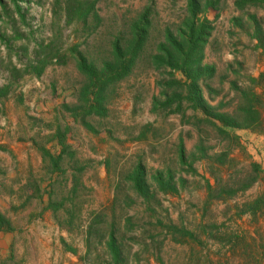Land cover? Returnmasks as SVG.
I'll return each mask as SVG.
<instances>
[{
  "label": "rangeland",
  "instance_id": "rangeland-1",
  "mask_svg": "<svg viewBox=\"0 0 264 264\" xmlns=\"http://www.w3.org/2000/svg\"><path fill=\"white\" fill-rule=\"evenodd\" d=\"M3 1L0 86L7 82L8 64L21 67L28 57L34 56L37 45H45L55 36L63 51L87 41L82 46L85 53L106 57L110 42L122 35L127 39L131 22L148 8L151 28L144 55L130 76L115 86L106 117L86 118L97 133L89 132L74 112L64 108L78 106L77 92L84 80L72 58L65 65L47 67L38 79L23 77L9 97L0 101V129L7 128L3 131L5 139L30 142L41 159L27 183L13 191L15 203L4 200L1 204L3 214L12 220L14 232L8 235L11 242L5 245L4 253L0 246V262L12 254L13 260L7 264H106L107 251L95 233L86 255V227L94 216H99L104 222L96 229L106 231L110 223L115 224V235L123 243V264H264V205L255 217L245 214L252 202L259 197L264 199V150L250 147L254 142L237 135L240 129L229 130L239 137L241 145L230 154V165L217 168L204 160L192 161V155H198L199 144L207 154L214 155L227 143L206 122L197 126L196 120L203 119V115L190 109L186 102L182 103L184 120L158 106L153 111L154 105L165 100L161 87L170 79V73L167 69L156 70L152 58L164 41L166 29L175 35L184 29L187 0H99L96 12L101 23L93 29L90 16L87 31L67 23L64 0H17L24 20L16 14L10 0ZM236 1L219 0L215 8L199 15L212 22L204 63L216 69L208 81L214 93L209 95L202 88L203 95L211 106L223 103L221 112L234 113L241 91H260L264 126V80L259 83L258 77H252L257 64L264 65V8L248 5L240 11L235 7ZM22 45L28 47V54L21 52ZM173 74L175 79L184 81L180 73ZM166 93L170 95L171 91ZM144 126L148 127L146 137L138 140ZM56 128L65 132L69 145L60 163L62 173L51 172L39 152V148H45L57 155L59 147L53 139ZM180 141L185 148L184 164L178 155ZM138 163L145 170L146 197L137 194L129 179ZM251 163L258 164L259 169L249 188L224 195L222 200H207V185L234 188L252 175ZM211 167L215 169L212 173ZM78 168L83 171L79 173ZM191 171H196V175ZM73 174L77 177L75 194L71 193ZM158 174L163 181L169 174L176 191L161 190L154 179ZM49 195L63 205L56 218L46 209ZM69 213L73 214L72 222H67ZM246 216L249 218L243 220ZM126 219L130 224H125ZM170 222L194 238L174 243L167 234L166 225ZM244 223L246 229L242 228ZM231 224L241 235L234 237L233 248L228 243ZM61 239L76 253L64 248Z\"/></svg>",
  "mask_w": 264,
  "mask_h": 264
},
{
  "label": "trees",
  "instance_id": "trees-1",
  "mask_svg": "<svg viewBox=\"0 0 264 264\" xmlns=\"http://www.w3.org/2000/svg\"><path fill=\"white\" fill-rule=\"evenodd\" d=\"M14 7L16 14L21 16L24 20L22 8L19 6L17 0H10ZM99 0H64L63 9L67 23H75L82 31L88 30V18L92 17V28L95 29L101 23V18L96 12V4ZM219 0H187L186 10L188 17L183 22L184 29L180 34L175 35L170 29L165 30L164 41L157 46V53L153 56L152 61L156 70L167 69L170 73V79L163 83V94L165 100L159 105L153 106V111L157 110V106L163 110H169L170 113H177L184 120L185 109L183 102L188 104V107L193 111H200L203 119L196 120L197 126L206 122L216 131L221 141L227 143L226 147L220 152L211 155L207 154L206 149L199 144L196 150L198 155H192V161L204 160L211 166L215 165L217 168L223 167L226 164L230 165L232 159L230 154L241 148L239 137L231 134L229 130L247 129L254 133L264 134V126L261 118L260 108L263 105L262 98L252 91H241L240 99L234 113L221 112L224 107L223 103H218L211 106L204 99L203 90L205 88L209 95L213 94V89L208 85L216 72L212 65L204 63V48L208 43L212 27L211 21L206 17L202 19L199 15L206 14L207 10L213 9L217 6ZM3 0H0V6L5 10ZM264 8V0H237L235 2L236 9L243 11L246 6ZM150 9L142 12L137 19L131 22L127 39L124 35L110 42L109 51L106 57L90 56L82 49V46L87 41L77 42L66 50H62L61 41L55 36L47 44L37 45L34 56L26 60L21 67L13 64H8L5 68L8 73L6 83L0 86V101L9 97L11 91L17 86L20 80L25 76H33L40 78L47 67L51 65H65L69 58L75 61L77 72L83 77L77 92L78 106L70 108L64 106L74 116L79 118L82 125L92 133H97L93 127L86 122L88 116H96L99 118L106 117L108 113L107 104L111 95L114 93L115 86L122 80L126 79L135 69L139 60L145 53L147 44L149 42L151 22L149 20ZM260 29L257 28L256 34H260ZM59 36V35H58ZM1 38V36H0ZM3 42V41H1ZM261 41H259L260 43ZM5 43V42H3ZM85 48V47H83ZM21 52L28 54V47L21 46ZM174 72L180 73L184 77V81L175 79ZM264 80V74L259 75L258 82ZM258 84V83H257ZM183 90V93L181 92ZM171 91L170 95L166 92ZM78 112V113H77ZM195 124V125H196ZM68 130V129H67ZM148 127H142L138 135V140L146 137ZM53 139L59 147L57 155H52L45 148H39L43 163L48 162L51 172H64L61 169L60 163L69 151V145L66 143V135L64 131L56 128ZM0 150H5L0 146ZM178 155L180 162L185 163V148L183 141H180L178 147ZM69 158L72 159V154L69 153ZM191 167H189L190 169ZM251 174L244 181L240 182L236 187H215L207 185L208 193L207 200H222L224 195H233L249 188L256 180L259 166L256 163L250 164ZM214 167L209 169V172H214ZM80 173L83 168H78ZM196 175V171H191ZM73 184L71 186V193H76L77 177L72 175ZM132 182L133 189L138 195L142 197L147 196V186L145 181L144 167L138 163L134 171L129 177ZM156 183L161 185V190L165 192H175L176 189L172 185V178L168 174L166 181L162 180L161 174L154 177ZM53 184H51V187ZM264 205L263 197L252 202L246 213L254 216L257 210ZM63 205L55 203L49 195V201L46 205L47 210H51L53 215ZM255 217V216H254ZM73 214L69 213L67 222H72ZM104 221L99 216H94L87 224L85 231V246L87 249L86 255L90 253V240L95 233L100 239V244L104 246L109 257L106 264H123L125 259L123 257V243L119 241L115 235V224L110 223L106 231L96 229ZM61 224V223H59ZM125 224H130V220L126 219ZM167 234L174 243H184L186 238L193 239L192 233H189L184 228L178 227L173 223H168ZM0 232L11 233L14 228L8 218L0 212ZM102 241H104L102 243ZM61 244L72 253L76 251L67 247L65 241L61 239ZM85 257L82 258L84 260ZM13 260L12 254L0 262V264H7L8 261Z\"/></svg>",
  "mask_w": 264,
  "mask_h": 264
},
{
  "label": "crops",
  "instance_id": "crops-1",
  "mask_svg": "<svg viewBox=\"0 0 264 264\" xmlns=\"http://www.w3.org/2000/svg\"><path fill=\"white\" fill-rule=\"evenodd\" d=\"M253 42L256 43V41H253ZM261 74H264V65L257 64V72H255V74H253L252 77L257 78ZM256 94L259 96L261 95L260 91H257ZM1 125L4 126V123H2ZM6 130H7L6 127H4L3 129H0V145H2L1 147L5 149L3 151L0 150V212L2 214H3V209L1 208V204H4V200H7V204L9 200L11 201V203L14 204L15 201L13 199L14 197L13 191L17 190L20 184L21 186H23V184H26L27 181L29 180L30 173H32V171L34 172L35 169H37L41 163L40 157L36 153L35 149L31 146L30 142H26V143L24 142V144H21V142L16 143L15 141L11 139H5L6 134L3 131H6ZM237 131H238L236 133L237 135L239 134L245 135V139H248L254 142L252 144H249L250 147L256 146L264 150V135L263 134H256L247 129H240ZM256 143H259V144H256ZM257 162L259 163L260 161H257ZM19 177H21V180ZM15 182H18L16 183L17 187L14 184ZM246 218L248 219L249 217L246 216V217H243L242 219L246 220ZM10 222L12 224V220H10ZM232 225L233 227H230L229 229L231 231L230 233L231 239L228 242L230 248H233L236 244L234 241V237L236 238V236L240 234V232L237 231L236 229V225L231 224V226ZM242 228L246 229V223L243 224ZM244 233H247V232L244 231ZM248 233L249 235L254 236L253 232L249 231ZM8 235L10 234L5 233V232H0V246H2L3 253L5 252L4 251V247H6L5 245L11 242V241L9 242V238L11 237H8ZM238 236H241V235H238Z\"/></svg>",
  "mask_w": 264,
  "mask_h": 264
}]
</instances>
